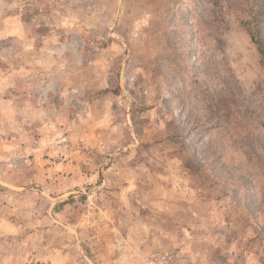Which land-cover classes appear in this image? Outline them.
<instances>
[{"label": "rangeland", "instance_id": "374dc122", "mask_svg": "<svg viewBox=\"0 0 264 264\" xmlns=\"http://www.w3.org/2000/svg\"><path fill=\"white\" fill-rule=\"evenodd\" d=\"M264 0H0V264H264Z\"/></svg>", "mask_w": 264, "mask_h": 264}, {"label": "trees", "instance_id": "16d2710c", "mask_svg": "<svg viewBox=\"0 0 264 264\" xmlns=\"http://www.w3.org/2000/svg\"><path fill=\"white\" fill-rule=\"evenodd\" d=\"M246 29L255 45L259 63L264 67V37L261 26L255 22L254 25H247Z\"/></svg>", "mask_w": 264, "mask_h": 264}]
</instances>
